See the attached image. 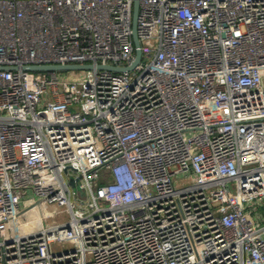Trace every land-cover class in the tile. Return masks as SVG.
<instances>
[{"label":"built area","instance_id":"1","mask_svg":"<svg viewBox=\"0 0 264 264\" xmlns=\"http://www.w3.org/2000/svg\"><path fill=\"white\" fill-rule=\"evenodd\" d=\"M138 2L0 0V264H264V0Z\"/></svg>","mask_w":264,"mask_h":264},{"label":"water","instance_id":"2","mask_svg":"<svg viewBox=\"0 0 264 264\" xmlns=\"http://www.w3.org/2000/svg\"><path fill=\"white\" fill-rule=\"evenodd\" d=\"M138 6L139 2L138 0H133L132 3V38H133V43L135 46V54L133 59L126 65H117V64H112V63H92V62H67V63H27L24 64L23 67L25 69H85V68H92V67H98V68H107V69H112V70H126V69H132L135 64L140 60L141 57V48H140V42L138 39L137 35V29H136V17L138 13ZM14 68V65H0V68ZM74 179H70L71 183L73 182ZM80 193H82L80 191Z\"/></svg>","mask_w":264,"mask_h":264},{"label":"rangeland","instance_id":"3","mask_svg":"<svg viewBox=\"0 0 264 264\" xmlns=\"http://www.w3.org/2000/svg\"><path fill=\"white\" fill-rule=\"evenodd\" d=\"M75 71L77 72L78 70H75ZM62 73L68 75V74H71L72 73V70H69L68 69V70L59 71V75L60 76L62 75ZM263 206H264V201H263L262 205L261 204H258L255 209H257L259 207L260 210L263 211V214H264V207ZM64 216H66V213H65ZM62 246H64V245L63 244H55L54 245V247H62Z\"/></svg>","mask_w":264,"mask_h":264}]
</instances>
